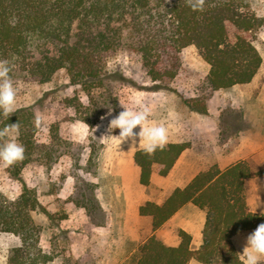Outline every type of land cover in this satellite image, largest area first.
Instances as JSON below:
<instances>
[{
    "label": "trees",
    "instance_id": "trees-1",
    "mask_svg": "<svg viewBox=\"0 0 264 264\" xmlns=\"http://www.w3.org/2000/svg\"><path fill=\"white\" fill-rule=\"evenodd\" d=\"M263 25L264 16L250 10L249 0H205L203 12L193 11L186 0H0V60L15 56L11 78L22 71L39 82L49 81L65 68L71 84L80 85L90 100L80 119L93 125L110 109L117 110L107 82L115 80L118 72L108 70L106 63L118 51L137 52L157 83L174 78L182 49L195 45L210 66L204 85L216 91L248 83L255 76L262 55L245 33ZM101 88L107 89L102 99L105 91L99 94ZM183 102L191 111L208 114L203 95L183 97ZM0 119L6 126H20L18 139L25 158L9 169L21 180V169L38 150L36 128L17 112L9 118L0 115ZM188 146L168 143L152 156L136 150L133 158L140 168V182L149 183L154 165L161 175L168 174ZM258 175H264V168L254 170L248 161L223 171L212 166L162 204L145 202L140 213L152 216L154 229L188 201L204 209L203 242L192 249L191 236L183 230L178 231L181 242L177 246L152 235L122 264H188L191 259L203 264H241L232 236L264 223V212L251 211L246 202L245 183ZM38 207L36 195L25 183L15 199L0 192V232L20 239L9 251L7 264H46L53 259L39 243L40 227L31 215Z\"/></svg>",
    "mask_w": 264,
    "mask_h": 264
},
{
    "label": "rangeland",
    "instance_id": "rangeland-1",
    "mask_svg": "<svg viewBox=\"0 0 264 264\" xmlns=\"http://www.w3.org/2000/svg\"><path fill=\"white\" fill-rule=\"evenodd\" d=\"M249 5L250 10L264 16V0H249ZM245 34L262 55L260 68L250 82L216 91L204 85L210 66L195 45L182 49L178 74L157 83L149 77L137 52L118 51L106 63L108 70L118 72L115 80L107 82L116 97L117 110L111 109V115L107 111L93 125L80 119L90 100L80 85L71 84L65 68L47 82L22 71L12 77L18 115L33 127L36 115L43 119L40 128L35 127L38 150L21 169V180L0 162V192L15 199L25 183L36 195L40 207L31 215L40 227L41 248L53 258L46 264H122L151 233L149 222L126 224L124 218V192L134 189L133 155L140 149L139 138L135 144L128 140L118 147V139L104 136L109 134L111 118L123 110L122 104L131 108L134 99H142L152 109L149 125L163 123L169 129V142L188 143L190 150L171 174L178 183L209 167L219 153L234 149L242 140L250 152L252 168H264V25ZM159 83L163 87L158 88ZM105 89L98 90L99 94L105 91L101 99L107 95ZM202 95L206 115L191 111L183 102V97ZM5 127L0 119V129ZM134 131L138 132L139 126ZM10 135L20 143L19 133ZM111 135L118 136L119 129ZM155 168L158 170V165ZM150 194L157 200L160 197L152 189ZM246 199L251 210L264 212V175L247 181ZM254 229L233 237L240 256L246 236ZM133 235L139 239H132ZM157 238L164 240L162 235ZM19 243L17 235L0 232V264H7L9 251ZM190 261L188 264H196L197 260Z\"/></svg>",
    "mask_w": 264,
    "mask_h": 264
},
{
    "label": "clouds",
    "instance_id": "clouds-1",
    "mask_svg": "<svg viewBox=\"0 0 264 264\" xmlns=\"http://www.w3.org/2000/svg\"><path fill=\"white\" fill-rule=\"evenodd\" d=\"M186 4L193 11L203 12L205 0H186ZM15 60V56L11 60H0V115L5 118L17 111V88L10 75L14 70ZM132 104L131 108L122 104L123 110L111 118L108 124L109 134L104 136L118 139V147L128 140L135 144L139 138V147L148 156L154 155L157 150H164L169 143L168 127L163 123H147L152 116V109L142 99L136 98ZM108 114L111 115V109ZM42 119L41 115H36L34 125L37 129L40 128ZM138 126L139 131H134ZM19 127L18 123H14L0 129V162L6 167L25 158L24 146L17 142L16 137L10 135L16 133L18 136ZM115 129H119L118 136L111 135ZM240 259L241 264H261L264 260V223H260L246 236Z\"/></svg>",
    "mask_w": 264,
    "mask_h": 264
},
{
    "label": "crops",
    "instance_id": "crops-1",
    "mask_svg": "<svg viewBox=\"0 0 264 264\" xmlns=\"http://www.w3.org/2000/svg\"><path fill=\"white\" fill-rule=\"evenodd\" d=\"M208 110V109H207ZM172 143V142H169ZM245 141L242 140V143L235 147L234 149L222 152L217 155L216 160L209 167L198 170L194 173L191 178L184 179L183 183H178L172 179L171 174L173 169L176 166L179 159H181L186 153L190 150L189 146L185 148L180 154L179 158L170 169L168 174L161 175L155 168V165L152 167V173L150 176V181L147 185H144L140 182V168L135 163L133 158V163L136 166V175L134 177V189L133 192H124V218L126 224L129 222L137 221L138 223L142 221L149 222L150 235H155L156 237L162 235L164 237L163 243L170 246H177L181 242V237L178 234L179 230H183L190 234L191 242L190 247L192 249H197L203 242V228L206 221V212L204 209L199 208L197 205L191 201L186 202L181 205L166 221H164L157 228H153L152 222L153 218L151 215H142L140 213V207L147 201L154 202L156 204H162L169 198V196L178 188H184L191 180L200 172L207 171L210 167L216 166L219 170L223 171L228 167L240 162L248 161L250 156L249 150L245 146ZM141 149V148H140ZM134 156V155H133ZM250 163V162H249ZM252 178V177H251ZM249 178V179H251ZM248 179V180H249ZM183 180V177L182 179ZM247 180V181H248ZM246 181V183H247ZM246 183H245V194H246ZM158 192L160 197L159 199H154V196L150 194V190ZM247 202V199H246ZM248 205V203H247ZM249 207V206H248ZM250 209V208H249ZM251 210V209H250ZM253 211V210H251ZM259 212V211H254ZM263 212V211H262ZM141 229V226H138V230ZM136 230V228H135ZM247 230V229H246ZM134 230H132V234ZM177 231V232H176ZM245 231V230H242ZM240 231V232H242ZM140 232V231H139ZM238 232V233H240ZM236 233V234H238ZM234 234L233 237L236 235ZM148 237V238H149ZM147 238V239H148ZM132 239H139L138 235H133ZM233 241V240H232ZM191 262V261H190ZM196 264H203L199 261H195Z\"/></svg>",
    "mask_w": 264,
    "mask_h": 264
}]
</instances>
